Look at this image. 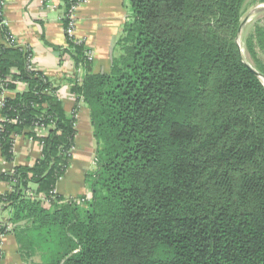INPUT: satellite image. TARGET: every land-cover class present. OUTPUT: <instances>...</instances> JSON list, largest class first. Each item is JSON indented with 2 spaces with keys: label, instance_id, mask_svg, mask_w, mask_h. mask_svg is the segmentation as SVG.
<instances>
[{
  "label": "trees",
  "instance_id": "trees-1",
  "mask_svg": "<svg viewBox=\"0 0 264 264\" xmlns=\"http://www.w3.org/2000/svg\"><path fill=\"white\" fill-rule=\"evenodd\" d=\"M86 1L60 0V50L84 72L68 81L97 150L89 194L64 198L54 192L78 104L68 113L32 51L12 44L0 0V97L16 93L0 107L1 155L14 162L16 137L42 146L33 166L1 175L12 192L0 194V238L14 235L23 264H264V66L246 63L238 43L248 0H125L104 74L68 33ZM255 45L264 52V27Z\"/></svg>",
  "mask_w": 264,
  "mask_h": 264
},
{
  "label": "crops",
  "instance_id": "crops-1",
  "mask_svg": "<svg viewBox=\"0 0 264 264\" xmlns=\"http://www.w3.org/2000/svg\"><path fill=\"white\" fill-rule=\"evenodd\" d=\"M51 1L5 0L4 18L18 44L32 51V69L43 72L58 88V96L66 111L71 114L78 104L77 138L71 166L57 186V193L62 197L76 198L89 194L85 183L86 168L93 163L97 146L89 110L83 102L77 103L68 81L78 79L81 82L84 72L77 71L72 58L61 51L67 47L62 23L64 8L60 0ZM127 21L125 0H87L78 7L74 37L84 41L91 50L95 73L98 74L104 67H111L113 56L119 53L115 43ZM25 89L22 86L18 91ZM15 94L7 92L10 97ZM40 157L41 146L24 137L15 139V160L12 164L3 160L0 151V193H6L10 188L1 180L2 174L11 173L18 166H33ZM0 254V264H23L13 234L0 238Z\"/></svg>",
  "mask_w": 264,
  "mask_h": 264
},
{
  "label": "rangeland",
  "instance_id": "rangeland-1",
  "mask_svg": "<svg viewBox=\"0 0 264 264\" xmlns=\"http://www.w3.org/2000/svg\"><path fill=\"white\" fill-rule=\"evenodd\" d=\"M128 1L125 2V10L127 11ZM243 27L240 32L238 43L242 51L243 58L246 63L251 67L259 69L261 66H264V52L259 49L258 46H253V51L251 50L252 37L254 36L255 30L257 27H264V2L263 0H248L243 9ZM124 29V28H123ZM123 32V30H122ZM115 43L119 42L121 36ZM112 61V60H111ZM111 67H104L98 71V73H109ZM94 72V69H93ZM95 73V72H94ZM88 162V161H87ZM89 163V162H88ZM93 164V163H92ZM92 164L88 166L87 172L92 168ZM93 169V168H92Z\"/></svg>",
  "mask_w": 264,
  "mask_h": 264
},
{
  "label": "built area",
  "instance_id": "built-area-1",
  "mask_svg": "<svg viewBox=\"0 0 264 264\" xmlns=\"http://www.w3.org/2000/svg\"><path fill=\"white\" fill-rule=\"evenodd\" d=\"M50 3L52 2L51 0H49ZM5 6V3H3ZM78 7H75L72 9V11L70 12V20H71V26L69 29V36L74 37V31H75V26H76V12H77ZM17 43V41L14 39V41H12V44ZM18 44V43H17ZM19 45V44H18ZM89 59L92 60L93 59V55L90 54L89 55ZM31 61V59H30ZM7 92H4L3 96L0 97V107H2L4 105V98L6 96ZM2 120V119H1ZM47 129L46 128H39L36 130V132H38L41 136H46L47 135ZM17 138V137H16ZM40 145V144H39ZM41 146V145H40ZM41 150H42V146H41ZM14 172V170L11 172V174ZM10 187V185H9ZM9 191L12 192L11 187L9 188ZM7 191V192H9ZM1 194V193H0ZM4 194V193H3ZM32 194V193H31ZM54 194H57V191L54 192ZM41 200H43L44 203H46L47 205L50 204L49 199L42 197ZM0 259H1V254H0Z\"/></svg>",
  "mask_w": 264,
  "mask_h": 264
}]
</instances>
